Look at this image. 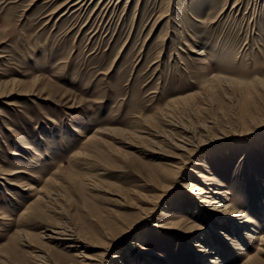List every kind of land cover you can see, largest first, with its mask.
<instances>
[{"label":"rangeland","instance_id":"374dc122","mask_svg":"<svg viewBox=\"0 0 264 264\" xmlns=\"http://www.w3.org/2000/svg\"><path fill=\"white\" fill-rule=\"evenodd\" d=\"M0 171V264H264V0H0Z\"/></svg>","mask_w":264,"mask_h":264},{"label":"bare ground","instance_id":"6f19581e","mask_svg":"<svg viewBox=\"0 0 264 264\" xmlns=\"http://www.w3.org/2000/svg\"><path fill=\"white\" fill-rule=\"evenodd\" d=\"M103 130H106V129H103L102 127H100L99 129H97V133H95V134H93L89 139H91V140H93V139H95L96 140V138H101V137H99L100 135H99V133L101 132L102 133V131ZM105 132V131H104ZM102 141V140H101ZM189 146H193L192 144H190V143H186L185 142V144L184 145H182L181 146V150L183 151V152H185V153H187V154H192V152H193V150L194 149H192L191 147H189ZM195 151V150H194ZM184 164V163H183ZM21 172H23V171H21V170H17V171H15L14 173H11L10 175H18L17 173H21ZM0 174H1V171H0ZM199 177H202V179H204V178H206V179H208V176H206V173H204V172H199ZM187 187H190V188H192L193 190L191 191V192H193V193H195L196 192V190L197 191H199V190H202V189H200V186L199 185H197V184H194V185H191V186H187ZM26 189H28V188H24V190H26ZM45 195H46V192H44V190H41V193L38 195V197L35 199V201L31 204V206H34V205H36V204H38V203H41L42 202V200L44 199V197H45ZM212 198V199H211ZM202 202H204V203H209V204H211V205H215V207H213V209H215L216 210V208L218 209V210H222V212L223 213H225V214H227V206L224 204V203H222V202H220V201H217L216 200V197H213V196H209V197H207L206 199H203L202 200ZM217 204H219L218 206H217ZM30 206V207H31ZM38 206H41V205H38ZM212 207V206H211ZM36 209V208H35ZM237 216V215H236ZM238 216H241V217H243V218H246V221L247 222H252V219H251V216L250 215H246L245 213H243V211H241V212H239V214H238ZM240 220H238V219H235L233 222L234 223H236V224H238V222H239ZM236 224H234V226H236ZM241 225H244V224H241ZM241 228H239V230H240ZM57 231V230H56ZM69 230H66V229H64V232H62V234L61 235H63V239H66L67 241H68V243H70L69 244V246L68 247H75L76 245L75 244H77L78 246H85V247H87L86 245H84V242H83V240L82 239H79V238H77V237H75L72 233H69L68 232ZM250 231L251 232H255L256 230H254L253 228L251 229V230H249V232H247V236L248 237H254L253 235H252V233H250ZM59 232V231H58ZM58 232H52L53 234L55 233V234H58ZM214 232H216L215 230H214ZM217 233H220V234H223L224 236H225V238L224 239H226L227 241L228 240H230L231 238V236H230V234H228V233H221L220 231L219 232H217ZM230 236V237H229ZM21 238L23 237V238H25L26 237V235L24 234V235H21L20 236ZM47 236L46 235H44V238H46ZM58 237V236H57ZM47 239H56V237L54 236V235H50L49 234V236H48V238ZM58 239V238H57ZM202 240H204V238H203V236L200 238V240L199 241H196V246L197 245H199L198 243L199 242H202ZM66 241V242H67ZM262 241H263V244H264V238L262 239ZM198 247H200L199 248V250H197V252H200V255H201V257H200V259H202V260H205L206 259V257L208 258H210L209 260H210V262H211V264H220L221 263V261H220V258H221V256H219V253L213 248H211L210 247V243L209 244H205L204 242H203V244H200ZM263 252H264V247L261 249ZM43 252H44V255L43 256H41V258H43V259H45V262H44V264H55L54 262H51V258L49 257V252L48 251H44L43 250ZM78 255V258H80L79 259V261H74L75 263L74 264H99V263H97L96 262V260H94L93 258H88L86 255H84L83 254V251H81L79 254H77ZM153 256H155L156 258L157 257H161L160 256V254L158 253V252H155L154 254H153ZM249 256V255H248ZM119 256H117L116 255V257H115V263H116V260L118 261L117 263H120V264H123V263H121L120 262V260H119ZM205 258V259H204ZM40 259V258H39ZM255 260V255L254 256H249L248 257V259L246 260V262H245V264H247V263H249V262H253ZM100 261V260H99ZM42 262V261H41ZM255 262V264H260V263H257L256 261H254ZM253 262V263H254Z\"/></svg>","mask_w":264,"mask_h":264}]
</instances>
